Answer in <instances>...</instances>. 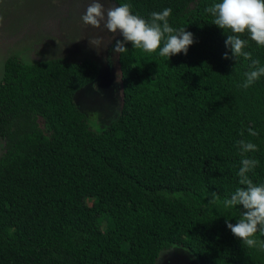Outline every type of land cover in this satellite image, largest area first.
Returning <instances> with one entry per match:
<instances>
[{"label": "trees", "instance_id": "trees-1", "mask_svg": "<svg viewBox=\"0 0 264 264\" xmlns=\"http://www.w3.org/2000/svg\"><path fill=\"white\" fill-rule=\"evenodd\" d=\"M115 1L146 20L171 8L170 26L194 43L169 59L126 43L120 113L98 132L75 100L97 80V62L6 60L0 264H158L174 247L199 264H264V234L244 245L225 222L243 206L223 203L241 187L239 140L258 146L245 154L259 161L248 175L264 183V76L242 86L252 60L264 66V47L244 33L251 59L232 55L233 33L205 12L220 0Z\"/></svg>", "mask_w": 264, "mask_h": 264}, {"label": "rangeland", "instance_id": "rangeland-1", "mask_svg": "<svg viewBox=\"0 0 264 264\" xmlns=\"http://www.w3.org/2000/svg\"><path fill=\"white\" fill-rule=\"evenodd\" d=\"M92 0H0V82L6 60L20 57L25 63L67 58L93 59L100 68L97 80L82 89L76 102L96 132L117 118L121 109V88L117 70L116 40H123L103 28H93L81 20ZM107 9L118 7L115 0H100ZM115 35L110 43V36ZM101 42L96 43L97 40ZM112 57L111 60L107 59ZM5 141L0 139V157ZM158 264H199L188 250L174 247L164 252Z\"/></svg>", "mask_w": 264, "mask_h": 264}, {"label": "clouds", "instance_id": "clouds-1", "mask_svg": "<svg viewBox=\"0 0 264 264\" xmlns=\"http://www.w3.org/2000/svg\"><path fill=\"white\" fill-rule=\"evenodd\" d=\"M205 12L214 17L213 24L233 33L227 36L225 46L231 50L235 58L242 56L246 60L251 59V53L244 51L249 43L247 39L241 38L244 33H248L251 41L258 46L264 47V0H220L206 7ZM171 13V8H165L161 12L151 13L150 19L146 20L133 14L129 3L106 9L100 0H92L81 16V20L93 28H101L103 25L107 32L115 34L119 31L122 34L123 40H116L113 48L114 55L126 53L128 49L125 45L130 42L132 47L147 53H154L159 49V55L169 59L170 56L181 52L186 55L189 46L194 43L193 34L187 32L185 27L176 29L170 26L168 18ZM2 22L3 17H0V23ZM113 39L115 35L110 36L108 43ZM100 42L99 39L96 41L97 44ZM224 58H229L227 52ZM107 59L111 60L112 57ZM251 68L253 70L245 73L246 79L242 85L244 88H248L264 76V66H260L258 60H252ZM248 133L250 136L258 135L252 128L248 129ZM236 143L243 157L237 173L241 187L236 188L231 198L224 200L223 203L225 207L242 205L244 211L236 224L228 220L225 222L235 237L247 247L252 248L258 243L254 238L256 233L259 231L264 234V183L255 184L248 175L259 161L246 157L245 154L257 151L258 146L245 140H239ZM211 197L209 203L212 204L219 199L216 193H211ZM260 246L264 248V242H260Z\"/></svg>", "mask_w": 264, "mask_h": 264}]
</instances>
